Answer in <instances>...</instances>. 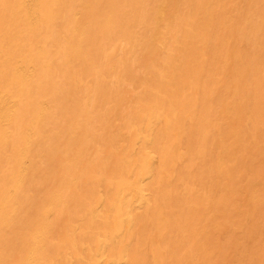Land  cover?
I'll list each match as a JSON object with an SVG mask.
<instances>
[{
  "label": "bare ground",
  "instance_id": "1",
  "mask_svg": "<svg viewBox=\"0 0 264 264\" xmlns=\"http://www.w3.org/2000/svg\"><path fill=\"white\" fill-rule=\"evenodd\" d=\"M0 264H264V0H0Z\"/></svg>",
  "mask_w": 264,
  "mask_h": 264
},
{
  "label": "rangeland",
  "instance_id": "2",
  "mask_svg": "<svg viewBox=\"0 0 264 264\" xmlns=\"http://www.w3.org/2000/svg\"><path fill=\"white\" fill-rule=\"evenodd\" d=\"M139 71H140V69H139ZM141 72V71H140ZM140 72H139V74H140ZM110 82V81H109ZM112 83H114L113 81H111L110 82V85L112 84ZM130 84V85H129ZM133 83H128L127 85H126V83H125V86H127L128 87V89H129V91H128V94H127V96L129 97V99H131V97H132V99L134 100V98H136V97H134L136 94H137V90L138 89H134V88H136L137 87V85L134 83V85H132ZM130 93V94H129ZM132 94V95H131ZM134 95V96H133ZM131 96V97H130ZM127 100L126 102L124 101L123 102V105L121 104V106L120 107H122L121 109H123V108H128L129 110L130 109H134L135 108V106L133 105V102H132V99L131 100ZM129 103V104H128ZM132 104V105H131ZM127 109V110H128ZM132 109V110H133ZM124 110V109H123Z\"/></svg>",
  "mask_w": 264,
  "mask_h": 264
}]
</instances>
